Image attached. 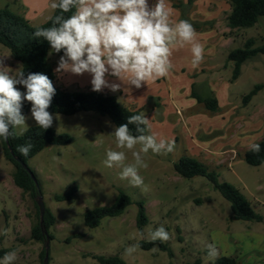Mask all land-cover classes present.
Here are the masks:
<instances>
[{
	"label": "rangeland",
	"instance_id": "374dc122",
	"mask_svg": "<svg viewBox=\"0 0 264 264\" xmlns=\"http://www.w3.org/2000/svg\"><path fill=\"white\" fill-rule=\"evenodd\" d=\"M187 1L165 0L172 22L180 20V11L171 4L187 6ZM148 2L151 6L156 0ZM50 4V0H0V8L8 6L33 26L49 19L53 12ZM212 4L209 0H192L188 11L192 22L210 21L206 20L208 13L217 19L213 29L196 31V40L204 47L203 61L198 66L191 63L190 44L176 46L170 57L173 67L166 77L140 89L123 85L130 88L127 93L109 89L99 92L115 95L123 106L144 113L158 139L174 142L170 153L154 154L150 150L144 155L148 167L139 171L142 186H132L129 180L120 178L121 169L104 164L107 150H121L116 147L111 134L115 126L108 117L95 112L68 116L52 113L54 122L50 128L57 134H68L71 143L47 145L26 164L45 207L54 217L49 229L52 239L47 264H97L90 255H116L126 264H192L195 260L209 264L221 256L233 257L238 264H264V162L253 167L243 161L249 145L264 141V55L245 62L234 81H230L233 64L226 60L230 51L242 48L248 39L254 46L264 44V17L251 28L229 30L224 14L229 5L225 0ZM60 56L49 54L54 72ZM0 60L12 74L19 72L20 64L1 45ZM108 79L111 82L116 78ZM90 80L88 74L55 72L53 84L67 91H92ZM256 84L263 85L262 89L244 103L243 96ZM17 87L26 91L21 85ZM192 89L203 97L213 94L218 112L206 111L191 98ZM30 109L25 114L27 129L36 126ZM15 132L20 135L25 131ZM136 147L138 150L140 145ZM125 151L126 163L133 162L131 152ZM184 156L198 160L219 181L236 187L261 221L234 220L229 202L206 178L178 176L173 164ZM12 171L0 141V248L17 253L14 264H40L43 243L30 237L35 198L13 184ZM72 185L77 187L73 199L54 200L55 195H63ZM118 190L131 200L125 211L117 217L101 219L96 228L85 227L83 214L110 206ZM138 203H142L147 217L141 228L136 226ZM161 225L170 235L163 243L171 249V258L157 247L147 251L139 247L133 255H125L126 246L151 241L149 233ZM209 244L218 251L214 259L207 255Z\"/></svg>",
	"mask_w": 264,
	"mask_h": 264
},
{
	"label": "clouds",
	"instance_id": "9594fccd",
	"mask_svg": "<svg viewBox=\"0 0 264 264\" xmlns=\"http://www.w3.org/2000/svg\"><path fill=\"white\" fill-rule=\"evenodd\" d=\"M50 8L60 14L50 16L52 26L37 28L33 37L46 40L56 53L63 51L55 69L57 74H88L94 92L109 89L127 93L130 88L123 85L140 89L166 77L173 67L170 57L176 46L191 45L193 66L203 61L204 47L196 40L194 26L188 20L172 22L165 0H156L151 6L148 0H52ZM64 13L72 14L66 17ZM108 77L116 79L110 82ZM18 85L26 91L22 92ZM55 94L53 81L46 74H12L0 60V138L7 141L14 137L13 130H27L28 117L22 114L24 101L31 104V118L36 126L45 130L52 127L54 116L48 109ZM130 124L135 125L136 134ZM111 134L121 150H107L104 164L121 169L120 178L129 180L134 187L144 182L139 174L140 169L148 167L144 155L150 150L154 154L174 150L173 141L158 139L152 132L144 113L129 116L127 123L115 127ZM32 147L28 143L19 146L18 151L27 156ZM125 150L131 152L133 162L126 163ZM249 150L259 153L261 147L253 143ZM149 236L152 242L170 239L163 225ZM139 247L138 243L126 246L125 255H133ZM207 255L213 259L218 256L214 244L207 246ZM16 259L17 253L11 251L0 258V264H14Z\"/></svg>",
	"mask_w": 264,
	"mask_h": 264
},
{
	"label": "trees",
	"instance_id": "16d2710c",
	"mask_svg": "<svg viewBox=\"0 0 264 264\" xmlns=\"http://www.w3.org/2000/svg\"><path fill=\"white\" fill-rule=\"evenodd\" d=\"M229 5V13L225 18V25L229 30L246 29L253 27L259 18L264 17V0H225ZM192 0L187 1V6L183 4H173V6L180 11V20H188L195 28L196 31L208 30L214 28V21L206 22H192L188 18L189 7H191ZM191 10V9H190ZM60 14L59 10L52 12L51 16ZM72 13H64L67 17ZM51 21L48 19L43 24L33 26L22 15L12 11L5 6L0 8V45L9 51L13 60L20 64L19 71H23L25 77L29 73H43L46 74L54 83L55 72L52 63L49 60V54L63 55L54 52L49 43L43 38L35 39L33 33L37 28L50 27ZM258 55H264V44L254 46L253 40L248 39L242 48H236L227 54L226 60L232 62L233 69L230 81L238 78L241 71V66L253 60ZM263 85L256 84L253 88L242 98L246 103L249 101ZM56 88V94L53 97L51 106L48 109L51 113L60 115H73L79 112H95L101 116H106L113 123L115 127L121 124H126L129 116L140 114L139 110L130 109L123 106L117 100L115 95H109L94 91H67ZM190 97L193 98L198 104H201L206 111L210 113H217L219 110L218 101L213 94L208 96H201L191 90ZM31 107L30 102H24L22 107V114H27ZM130 130L135 133V125H128ZM15 132V130H13ZM4 158L11 163L13 171L11 174L13 184L27 193L30 197L35 198L38 194L37 185L32 180L20 164L15 161L14 157L19 158L25 164L28 159L35 156L47 145H60L64 146L71 143L72 139L68 134H57L51 128L45 130L38 126L28 128L23 134L15 132L14 137L7 140V144L12 151L13 156L10 154L5 140L0 138ZM32 144V148L27 156L21 155L18 151L19 146ZM261 151L253 153L249 149L243 153V161L249 166H259L264 162V141H259ZM175 173L181 178L191 179L193 177H204L212 185L213 189L217 191L226 201L229 202L230 210L234 220L241 221H261V217L256 214L251 208L250 202L246 197L233 185L221 182L218 180L217 175L209 171L198 160L184 156L181 157L176 163L173 164ZM77 187L72 185L63 195H55L56 202L68 201L75 197ZM131 200L127 194L118 190L114 202L110 206L97 207L88 210L83 214V222L85 227L92 229L99 226L100 220L103 218H114L121 215ZM35 217L30 228V237L32 240L43 243L39 259L40 264H43L44 258V242L45 238L42 233V227L45 229L48 239L51 240L52 236L49 229L54 224V217L52 213L45 207L43 222L39 223L38 207L35 203ZM147 223L145 209L142 203H138V210L136 216V226L141 228ZM142 250H150L157 247L158 250L165 252L169 258L172 257L171 249L163 242L149 241L140 242ZM7 250L0 248V258H2ZM97 264H126L120 257L114 256H96L90 255ZM189 264V263H187ZM192 264H200L199 260H195ZM209 264H238L235 258L229 256H221L216 258Z\"/></svg>",
	"mask_w": 264,
	"mask_h": 264
},
{
	"label": "water",
	"instance_id": "95a60500",
	"mask_svg": "<svg viewBox=\"0 0 264 264\" xmlns=\"http://www.w3.org/2000/svg\"><path fill=\"white\" fill-rule=\"evenodd\" d=\"M5 144L10 152V154L13 156L12 154V151L11 149L9 148L8 144H7V141H5ZM15 161H17L20 166L28 173L30 174L32 180L34 181V183L36 184V181L31 173V171L27 168L26 164L21 161L19 158H16L14 157ZM35 203L38 207V213H39V223L40 225L42 224L43 222V216H44V213H45V205H44V202H43V199L41 197V194L40 192L38 191V194L37 196L35 197ZM42 233L44 235V238H45V242H44V258H43V264H47L48 262V244H49V239H48V236H47V233L45 231V229L42 227Z\"/></svg>",
	"mask_w": 264,
	"mask_h": 264
},
{
	"label": "crops",
	"instance_id": "0c3cea01",
	"mask_svg": "<svg viewBox=\"0 0 264 264\" xmlns=\"http://www.w3.org/2000/svg\"><path fill=\"white\" fill-rule=\"evenodd\" d=\"M215 1V2H214ZM221 1H224V0H221ZM50 2H52V0H50ZM198 2V1H197ZM216 2H218V0H209V5H211L212 3H216ZM196 3V2H195ZM171 4V3H170ZM227 4V3H226ZM196 5V4H195ZM208 5V4H207ZM214 4H212V6H213ZM171 6H173V4H171ZM195 8H196V6H195ZM229 10H230V8H229V6H228V9H227V11H224V14H225V17L228 15V13H229ZM210 12V11H209ZM207 17L208 18H206V20H210V21H214V20H217L216 19V17L215 16H213V14H211V13H208L207 14Z\"/></svg>",
	"mask_w": 264,
	"mask_h": 264
}]
</instances>
